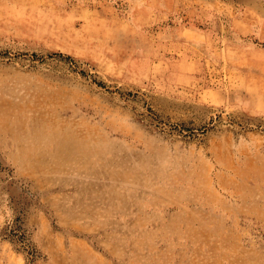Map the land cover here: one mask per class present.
<instances>
[{
    "label": "rangeland",
    "instance_id": "obj_1",
    "mask_svg": "<svg viewBox=\"0 0 264 264\" xmlns=\"http://www.w3.org/2000/svg\"><path fill=\"white\" fill-rule=\"evenodd\" d=\"M0 264H264V0H0Z\"/></svg>",
    "mask_w": 264,
    "mask_h": 264
}]
</instances>
